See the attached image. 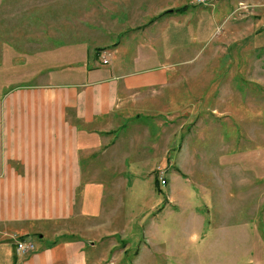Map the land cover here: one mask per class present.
<instances>
[{
    "label": "crops",
    "instance_id": "crops-1",
    "mask_svg": "<svg viewBox=\"0 0 264 264\" xmlns=\"http://www.w3.org/2000/svg\"><path fill=\"white\" fill-rule=\"evenodd\" d=\"M100 1L96 6L99 1L95 0H0V70L21 75L18 83L0 79V86L6 87L0 94V264L97 262L87 237L60 230L49 237L37 230L44 221L59 224L75 214L90 222L87 230L115 234L119 217L102 214V206L96 208L103 194L95 201L87 191L78 197L75 208V194L71 195L69 187L62 192L61 184H82L96 160L125 173L126 163L132 161L124 148L125 136L127 149L132 151L150 133L145 123L126 125V121H139L144 113L153 114L157 128L158 138L150 146L168 152L166 168L159 169L165 183L159 176L154 178L141 198L145 201L130 211L140 216L139 224L150 228L148 240L155 248L142 244L152 256L150 264H157L155 255L164 260L159 264H184L176 257H188L193 241L198 247L193 263L200 259L215 263L224 234L220 232L236 227L227 220L233 210L231 200L236 199L230 182V167L235 164L194 159L191 155L197 154L199 144L186 142L196 134L189 132L190 120L201 118L202 113L194 107L189 111L192 101L181 102L187 81L176 72L187 65L188 57L180 42L171 38L168 24L173 14L187 13L188 5L173 8L153 0ZM184 5L185 11H174ZM32 6L45 9L28 15ZM102 56H107L106 64ZM180 84L183 91L164 96L158 106L162 100L157 93ZM125 127L127 131L120 132ZM170 150L180 156L187 150L183 164L188 170L170 162ZM173 165L175 169L167 173ZM110 184L108 191L114 195L117 187ZM204 192L209 206L193 205L192 198ZM263 215L264 207L257 218L250 216L249 225L245 223L251 236L254 229L264 231ZM105 222L108 226L100 229ZM14 232L26 240L37 236L34 249L19 251L14 236H6ZM233 240L235 245V236ZM173 246L178 253L166 249Z\"/></svg>",
    "mask_w": 264,
    "mask_h": 264
},
{
    "label": "rangeland",
    "instance_id": "rangeland-1",
    "mask_svg": "<svg viewBox=\"0 0 264 264\" xmlns=\"http://www.w3.org/2000/svg\"><path fill=\"white\" fill-rule=\"evenodd\" d=\"M95 1H99L95 2V5L99 6L101 1ZM153 1L158 5L164 2L166 6L173 8L188 5L187 13L172 15L168 27L173 31L171 38L180 42L184 56L188 57L187 65L179 66L177 68L179 71L176 72L181 74L183 82L185 79L187 81L183 83L187 90L180 97L181 102L186 104L189 100L192 101L189 111L194 107L196 111L202 113L201 118L190 120L189 132L196 134L195 137H188L186 142L199 144L197 154L191 157L235 164L230 167V182L231 190H235L236 199L231 200L233 210L227 220L236 227L234 230L231 228L230 231L220 232L221 235L224 234L220 238L222 245L219 249L217 247L214 254L217 260L215 263L200 259L195 264H264V231L254 229L251 236L245 225V223L249 225L250 216L257 218L264 207V0H210L211 4H199L196 0ZM0 9L3 10V6ZM42 9L45 8L32 6L28 10V15L35 16ZM186 15L187 20H183ZM158 26L159 24L156 25V29ZM176 30L178 33H175ZM20 76L17 71L0 70V79L14 80V83H18ZM183 86L180 84L178 88L168 91L164 89L166 93H157L158 98L162 100L158 106H162L164 96H176L177 91H183ZM5 89L6 87L0 86V94ZM175 106L171 108L173 111ZM146 115L148 117H145ZM150 115L153 114L144 113L139 121L131 120V123L126 121V125L138 122L142 126L145 123L150 133L149 136L145 135L142 138L140 147L132 151L127 149L128 142L125 136L124 148L126 154L131 155L128 159H132L126 163L125 173L119 174L121 168L119 170L118 167L108 168L96 160L91 167V173L83 177L82 184H76L78 186L75 191V184H61L62 192H66L69 187L71 195L75 194V208H78V197L81 194L88 191V196L93 197L95 201L103 194L102 199L97 201V206L96 204L94 206L96 208L102 206L101 208H104L102 214L109 212L114 218L119 217L120 223L115 225L117 229L115 234H106L108 232L95 229L87 230L86 225H90V222H86L85 217L79 219L75 214L70 219L62 218L59 224L44 221L37 231L49 237L58 230L62 233L75 232L87 237L91 241V244L88 243L89 246L92 245L95 249L93 251L94 258L97 259L95 264H150L152 256L150 257L149 250L142 247V244L146 243L147 246L152 245L155 248L148 240L149 237L152 238L150 228L148 226L145 228L144 224L137 222L141 219L140 216L130 213L136 204L145 201L141 198L146 195L147 188L153 186L154 178L160 175L159 169H165L168 164V152H163L160 148L154 150L150 146L153 140L158 138L157 128L153 124L155 120ZM156 115L158 118L161 117L159 112ZM127 129L128 127L120 129V132ZM141 131L146 130L141 128ZM183 137L186 138L187 135L184 134ZM176 141L178 139L175 138L174 143ZM186 152L187 150L181 152L184 158L170 150V162L188 170L189 168L183 164L187 161ZM188 152H191L190 146ZM129 163H132L131 167L127 166ZM152 164L156 166L151 170ZM173 169L175 165L167 173ZM193 175L195 179L197 175ZM226 177L228 178V169ZM124 181L126 185H119ZM111 182L117 187L114 195L108 191ZM206 197L207 194L205 196L204 192L197 199L193 197L191 203L207 208L209 203ZM2 201L4 203V200ZM63 201L65 203L66 198H63ZM86 201L87 199L82 205ZM218 202L222 207L221 197ZM220 209L222 211V208ZM256 222L259 223L257 220ZM104 226H108L107 222L101 224L100 229ZM175 230V235H178L179 231L177 228ZM19 235L21 234L14 232L6 236L15 238ZM38 239L37 236H33L29 241L35 247ZM193 242L188 257L184 254L176 257L184 264H194L193 260L197 258L198 247L197 243ZM166 249L178 253L177 247ZM155 258L157 264L164 262L160 256L155 255Z\"/></svg>",
    "mask_w": 264,
    "mask_h": 264
},
{
    "label": "built area",
    "instance_id": "built-area-1",
    "mask_svg": "<svg viewBox=\"0 0 264 264\" xmlns=\"http://www.w3.org/2000/svg\"><path fill=\"white\" fill-rule=\"evenodd\" d=\"M197 3L199 4H206V3H209L211 4L212 1L210 0H196ZM102 63L106 64L107 61H108V58L107 56H102ZM159 180L162 184L165 183V180L164 178L162 177V175H159ZM16 240V247L19 251L21 252H26V251H30V250H33L34 249V244L32 242H30L29 240H26V239H20V238H14Z\"/></svg>",
    "mask_w": 264,
    "mask_h": 264
},
{
    "label": "trees",
    "instance_id": "trees-1",
    "mask_svg": "<svg viewBox=\"0 0 264 264\" xmlns=\"http://www.w3.org/2000/svg\"><path fill=\"white\" fill-rule=\"evenodd\" d=\"M187 9V6L186 5H184V6H181V7H178V8H176V9H174V11H177V12H183V11H185ZM168 12V10L167 11H165L164 13H167ZM20 237V239H24L23 237L24 236H19Z\"/></svg>",
    "mask_w": 264,
    "mask_h": 264
}]
</instances>
